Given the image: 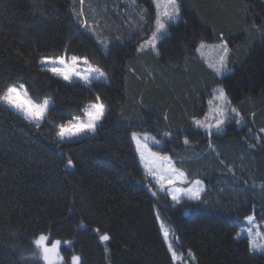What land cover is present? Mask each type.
I'll return each instance as SVG.
<instances>
[{
	"label": "trees",
	"instance_id": "trees-1",
	"mask_svg": "<svg viewBox=\"0 0 264 264\" xmlns=\"http://www.w3.org/2000/svg\"><path fill=\"white\" fill-rule=\"evenodd\" d=\"M136 2L147 10V32L152 2ZM178 2L180 17L155 50L138 49L146 35L131 27L117 29L118 38L108 31L104 52L79 26V0H0V95L20 82L32 100L52 99L39 127L0 102V264H43L34 243L40 234L49 247L61 241L58 264L73 256L80 264H173L155 208L193 264H264L245 236L235 237L251 212L264 219V0ZM200 40L227 42L225 73L197 53ZM63 54L87 57L107 81L67 82L38 64ZM218 84L245 120L208 135L193 118ZM97 96L106 112L95 132L59 140L58 126ZM133 130L160 138L154 149L204 182L201 200L174 204L154 190L137 162ZM105 233L110 239L101 241Z\"/></svg>",
	"mask_w": 264,
	"mask_h": 264
},
{
	"label": "rangeland",
	"instance_id": "rangeland-1",
	"mask_svg": "<svg viewBox=\"0 0 264 264\" xmlns=\"http://www.w3.org/2000/svg\"><path fill=\"white\" fill-rule=\"evenodd\" d=\"M79 2H80V4H79L78 9H79L80 15L82 16V20L80 21L79 26L82 27L84 24H86L87 25L86 27L91 29V31L95 35V39L104 48V52H107L109 49V46L112 45V43H110L111 41L108 39V31L114 32L118 38L119 33H118L117 29L122 31L123 29L126 28V29H129L128 30L129 32H131L132 28L140 29L138 34L146 35V37L144 38V40L141 41L138 49H148L149 47L147 45H145L144 48H141V45L144 44V42L148 38L151 37L152 32L155 31V21H156L157 15L158 14L161 15V18L164 20V22L166 23L167 26H169V24L175 23L180 17V13H179V16L176 18V20H168L167 18L163 17V15H162L165 8L168 7L164 3V0H161L159 8H157L156 4L154 3V0H151L153 8H154V16H153V19L151 20L153 27H151V30L146 32V31H144L145 28H143L141 30V26L144 24V22H146L145 16H146L147 10H146V8L142 7V5L140 3H137L136 0H83L82 4H81V0H79ZM78 9H77V11H78ZM169 10H170V8H169ZM87 16L89 19H87ZM168 33H169V27H167L164 32L159 34L160 40L162 39L163 36H165ZM160 40H158L157 43ZM222 42H226V41L223 40V41H217V42H210V41L200 40V42L197 45V48H196L197 53L213 69H215L214 66H219L220 56L224 54L220 48V45ZM202 44H203V47H201ZM61 56H64L66 58V61L70 62V57L73 55L72 54L71 55H64L63 54ZM58 57H60V56H58ZM42 58H44V57H41L38 60V63L45 70L48 71V69L51 67H60V65L52 64V63L41 64L40 61L42 60ZM50 58H52L54 60L57 57H50ZM227 60H228V53H227ZM227 60H226V68L222 69L219 73L217 72L218 75H222L223 73H225V71L228 70ZM90 64L97 67L96 65H94L92 63H90ZM86 67L87 66L80 64L78 70L84 71L86 69ZM48 72L51 73L50 71H48ZM51 74L54 75L53 73H51ZM59 78H61V77H59ZM76 80L82 82L78 78H74L71 82L76 81ZM100 81L106 82L107 81L106 75L104 78L100 79ZM67 82H69V81H67ZM11 84H22V83L13 82ZM220 88H223L221 84H218L212 88V96L208 101V106H207L205 113L202 116L195 117V119L201 120L205 123L215 124V120L217 118H222V117H219V114L216 111V109L225 106L223 101H219L216 99V97L218 96L217 90ZM28 96H29V94H28ZM44 99H49L50 105H51L52 99L50 97H47ZM228 101H229V99H228ZM0 102L3 104V106L7 107L8 109H11L15 113H17L23 117L22 113L16 111L14 108L7 105L5 102H3V101H0ZM41 102H36V103H41ZM96 102L97 101H91V102L87 103L83 109V115H73L70 119L66 120L65 123H67V121L73 119L74 117H79L81 119V121H86L87 116H86L85 110L88 108L89 105L96 103ZM232 107H235V106L233 104H231V102H230L227 105V108L230 110ZM231 121L235 122L234 119H230L222 126V128L220 130H217L215 127H213L210 131L206 130L205 128L198 127V126H196V124L194 122L193 123H194V126L204 130L206 133H208V135H211L213 133L222 132L225 128V125ZM30 123L35 124V122H30ZM235 125L237 127H239L242 124H237L235 122ZM58 132H59V128L57 131V137H58ZM89 133H92V132H85L79 136H74L71 139L65 138L63 141H66V140L69 141V140H72L75 138H79L80 136H83V135H86ZM132 133H137V135H139L141 137L142 143L147 144V150H145V158L148 162L149 167L153 168L158 173V175L168 176L169 175V173L167 172L168 161L163 160V159H156L155 162L153 163V158L148 155V150H150L152 153H156L159 157H169L167 154L160 153L154 149L156 146H160L162 144L161 139L156 137L155 135H153L150 132L137 131V130H133L130 132V138L132 137ZM262 133L264 135V132H262ZM145 135H147L149 137V139L145 140L144 139ZM151 137H154L155 140L151 139ZM131 141L133 144V148L135 151L137 162H138L139 166L141 167L143 174L149 179L154 190L157 193L167 195L170 198V200L172 201V203H174V204L175 203H181L185 200L196 201V200H190L187 196H184V195H181L179 202L174 201L172 199L171 192H172L173 188H175V187L187 188L190 186L192 181L200 180L202 182L203 189L205 190V184L201 179H199V178L190 179L187 177L186 174H185V176L187 179L184 181L177 180L174 185H168L167 183H164L163 186H161V184L157 183V179L149 174V167H145V160L141 159L140 153L136 150L135 142L132 139H131ZM155 141H159V143L157 144V143H155ZM255 141H256V139L254 138L252 142L250 141V144L253 145V142H255ZM170 160H171L172 165L175 168L179 169L178 167H176L173 159L170 158ZM179 170L183 171L181 169H179ZM204 190L201 192V194L204 192ZM155 213H156V218L158 221L159 229L161 232V236L163 238V241L166 245L167 250L170 252L171 256H172V251H175L177 254L178 258L176 260L172 259L173 264H193V261H194L193 255L190 256L189 253H186L183 255L176 250V248L173 244V231H172L171 225H169L166 222V220L162 217V215L159 213L157 208H155ZM248 216H253L254 221L249 222L248 220H246L245 218ZM245 218L238 224L237 231L235 233V237L238 238L240 236H245L248 240L249 250L251 252L264 254V219H260V220L257 219L256 216L252 212L250 214H248L247 216H245ZM162 224L165 228H168L170 230L169 240H167V241L164 239V236H163V229L161 228ZM170 242L173 244V248L171 250L168 247V244ZM41 261L43 264H46V261L43 260V255H42ZM58 262H59V259H56L55 264H58Z\"/></svg>",
	"mask_w": 264,
	"mask_h": 264
},
{
	"label": "snow or ice",
	"instance_id": "snow-or-ice-1",
	"mask_svg": "<svg viewBox=\"0 0 264 264\" xmlns=\"http://www.w3.org/2000/svg\"><path fill=\"white\" fill-rule=\"evenodd\" d=\"M82 3L83 0H81V4ZM154 3L156 4L157 8H159L161 0H154ZM164 3L168 7L163 11V17L167 18L168 20H176V18L179 16L181 8L178 0H164ZM167 27L168 26L161 18V15L158 14L155 21V31H153L151 37L141 45V48H144L145 45H147L149 48L155 50L157 41L160 40L159 34L164 32ZM201 47H203V44ZM220 48L224 54L220 56L219 66H214L216 72L218 73L222 69L226 68L227 53L229 51L226 42H222ZM16 55L18 57H22L26 63L30 62L28 57L25 56L23 52L17 51ZM40 63H52L60 65V67H51L48 69V71L53 73L55 76L61 77L63 80L69 82H71L74 78H78L83 83L90 85L93 80H100L105 77V73L100 68L91 65L87 57L73 55L70 57V62L66 61L64 56L57 57L54 60L50 57H44ZM80 64L87 66L84 71L78 70ZM217 91L218 96L216 99L223 101L225 105L224 107L216 109L219 117L222 118H217L215 120V124L205 123L201 120L193 118V122L196 124V126L210 131L213 127H215L217 130H220L222 126L230 119H234L237 124H243L245 117L241 115L237 108L232 107L230 110L227 108V105L230 102L228 101L224 89L220 88ZM96 100V103L89 105L85 110L87 116L86 121H81L79 117H74L73 119L67 121V123H63L58 126V137L61 141H63L65 138L71 139L72 137L79 136L85 132H95L98 122L103 119L106 112V106L100 101L99 96L96 97ZM0 101L5 102L16 111L22 113L23 117L28 121L35 122L37 127L40 126V121L45 119V115L50 105L49 99H44L41 103H36L33 101L28 96V91L24 84H9L6 89L3 90V95H0ZM260 131L264 132V129H261ZM165 135H168V133H165ZM131 139L135 142L136 150L140 153L141 159L145 160V167H149L145 158L147 144L142 143L141 137L137 135V133H132ZM144 139L147 140L149 137L145 135ZM151 139L155 140L154 137H151ZM155 143L158 144L159 141H155ZM185 143H187V141H185ZM148 155L153 158V163L156 159L168 161V176L158 175V173L153 168L149 167V174L156 178L157 183L161 184V186H163L164 183H167L168 185H174L177 180L184 181L187 179L183 171H180L172 165L169 157H159L156 153H152L150 150H148ZM72 165L73 161L69 159L67 161V166ZM261 187L264 188V185ZM203 190L202 182L200 180H194L187 188H173L171 196L172 199L177 202H179L181 195L187 196L190 200L199 201L201 200V192ZM245 219L249 222L254 221L253 216H248ZM161 228L163 229L164 239L166 241L169 240L170 230L165 228L163 224L161 225ZM109 239L110 236L107 233L100 236L101 241H108ZM47 241L48 236L45 234H40L38 238L35 239L34 243L41 248L43 260L46 261V264H55L56 259H62V257H59L58 251L61 241L52 242L51 247L48 246ZM168 247L171 250L173 248V244L170 242ZM189 255H192L191 252H189ZM177 258L176 252L172 251V259L176 260ZM71 260L72 264H80L79 256H73Z\"/></svg>",
	"mask_w": 264,
	"mask_h": 264
},
{
	"label": "bare ground",
	"instance_id": "bare-ground-1",
	"mask_svg": "<svg viewBox=\"0 0 264 264\" xmlns=\"http://www.w3.org/2000/svg\"><path fill=\"white\" fill-rule=\"evenodd\" d=\"M39 64V63H38Z\"/></svg>",
	"mask_w": 264,
	"mask_h": 264
}]
</instances>
